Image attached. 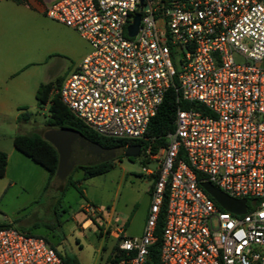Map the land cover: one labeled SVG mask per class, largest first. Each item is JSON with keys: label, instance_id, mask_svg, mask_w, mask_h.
<instances>
[{"label": "built area", "instance_id": "2783aa9c", "mask_svg": "<svg viewBox=\"0 0 264 264\" xmlns=\"http://www.w3.org/2000/svg\"><path fill=\"white\" fill-rule=\"evenodd\" d=\"M44 15L90 48L51 92L96 134L145 139L173 77L177 100L196 104L176 107L156 152L144 148L146 218L111 264H148L155 243L157 264H264V0H57ZM0 264L64 263L42 236L0 227Z\"/></svg>", "mask_w": 264, "mask_h": 264}, {"label": "rangeland", "instance_id": "374dc122", "mask_svg": "<svg viewBox=\"0 0 264 264\" xmlns=\"http://www.w3.org/2000/svg\"><path fill=\"white\" fill-rule=\"evenodd\" d=\"M53 23V20L42 16L28 30L29 46L33 44L44 48L45 42L52 48L58 34L64 33ZM69 31L71 33H67L66 38L73 44V53H55L50 49L51 53L45 60V50L41 55L38 49L31 57L33 63L24 65L14 80L3 82L6 88L4 97H13L18 108L0 112V150L8 152L13 148V135H40L44 131L48 103L38 106L35 82H43L53 74L54 69L64 66L60 77H52L51 81L53 89L59 88L75 69L72 66L77 63L82 46L87 48L85 54L90 50L87 42L74 30L69 28ZM26 62L19 57L11 64ZM172 63L178 70V54L172 56ZM6 65L8 63L0 62L2 68ZM15 80H25V86L18 87L19 93L9 94L11 90L16 92ZM22 112H29V119L18 121L17 116ZM143 150L133 159L125 156L112 159V166L106 172L80 178V170L73 168L64 178L55 176L48 184L45 169L16 152V156L9 157L7 170L0 177V226L42 236L62 255L74 256L80 264H110L109 257L118 240L104 232L99 217H106L111 212L115 226H122L125 236L141 234L149 206L147 189L152 182L150 177L144 175L142 167H154V162L147 160ZM83 207H87L89 212H84ZM92 212L98 214L92 218ZM87 215L94 224L89 228H79V223ZM125 215L127 222L121 225L119 217Z\"/></svg>", "mask_w": 264, "mask_h": 264}, {"label": "trees", "instance_id": "16d2710c", "mask_svg": "<svg viewBox=\"0 0 264 264\" xmlns=\"http://www.w3.org/2000/svg\"><path fill=\"white\" fill-rule=\"evenodd\" d=\"M176 78L173 77L172 84L164 93L161 103L153 117L148 122L145 139L136 141H129L123 139L107 138L96 134L81 120H79L59 99L57 93H52L54 88L52 82L41 83L35 91V99L38 106L47 104L48 114L44 120L45 129L42 133H21L12 137L13 147L23 156L30 159L35 164L44 168L48 173L46 184L55 178L58 170V153L56 148L51 143L52 131H69L76 132L90 141L96 142L103 147H114L121 145L139 144L140 150L144 149L148 144L151 145V151L156 152L158 147L165 144V134L173 127V119L175 109L177 106L187 108L189 106L196 107L194 103H187L177 100L178 92L175 90ZM29 112H22L17 116L18 121H25L29 119ZM120 155L118 157H121ZM133 159V158H130ZM7 163V155L0 150V177L5 173ZM112 166V160L101 162L95 165H76L73 168L82 169L83 176L91 177L96 174L106 172ZM70 184H73L70 182ZM2 227V226H0ZM161 221L157 225V232L160 230ZM44 238V237H43ZM47 242L48 240L44 238ZM52 246V245H51ZM61 258L64 264H80L76 257L62 255L58 250L52 246ZM112 256L109 257L110 264L121 254L117 247V243L112 248ZM150 262L148 264H157L158 260V243L150 247L149 251Z\"/></svg>", "mask_w": 264, "mask_h": 264}, {"label": "crops", "instance_id": "0c3cea01", "mask_svg": "<svg viewBox=\"0 0 264 264\" xmlns=\"http://www.w3.org/2000/svg\"><path fill=\"white\" fill-rule=\"evenodd\" d=\"M57 0H0V62L8 63V65L4 66L3 68L0 66V112L2 111H8L13 110L15 108H18V104L14 102L13 97H4L5 95V85L3 82L12 81L15 79V77L21 72V70L25 67L24 65H27L28 63H33L32 61V55L36 50L39 49L41 52L45 50V56L44 59H47V55L50 54L51 50L56 51L55 53H73V44H70V42L67 40L66 35L67 33H71L69 31V27L58 23L54 21L53 25L57 28H60L61 32H64L62 35L61 33L58 34L56 37V41L53 43L52 48L47 43L44 42L43 47H37L33 44L31 47L28 44V35L32 27L38 23L40 18L44 15V9L48 4H51ZM52 26V25H51ZM50 28H48V32L50 31ZM68 28V29H67ZM71 29V28H70ZM73 30V29H72ZM87 48L85 46H82V50L77 56V63H75L72 67L73 69L77 66L79 63L78 61L82 59L83 56H85V51ZM20 57V60L24 58V61H27L23 64H11L13 62H16V60ZM66 70H68V67H65ZM61 70H64V66H59L58 68L54 69L53 74L45 80L40 82H35V91L39 84L41 83H47L51 82L52 79L60 77L59 75L62 73ZM53 77V78H52ZM16 82V92H13L12 90L8 92L9 94L19 93L18 87L25 86V80H15ZM34 84V82H33ZM16 116V115H15ZM14 136V135H13ZM19 153L14 147L11 148L8 152H5L7 155V163L5 172L8 167V161L9 157L16 156L15 154ZM21 154V153H19ZM22 155V154H21ZM27 158V157H26ZM80 170L81 173L80 178H85L83 176L82 169ZM46 172V182L48 178V173ZM5 174V173H4ZM4 176V175H3ZM148 193V189H147ZM149 200V196H148ZM84 212L88 213L89 210H87V207H83ZM98 214L97 212L90 213L91 217ZM88 215L85 216L81 222L79 223V228L85 229L89 228L94 224L93 220ZM93 218V217H92ZM121 225H125L127 222V216H121ZM101 223L104 227V232L108 234L109 236L113 237L114 239H119L120 236L124 235L123 230H121V227L115 226V222L113 220L112 213L110 212L108 216L103 217L100 215L99 217ZM119 224V225H120ZM119 228V229H118ZM101 235V233H100ZM125 236V235H124Z\"/></svg>", "mask_w": 264, "mask_h": 264}, {"label": "water", "instance_id": "95a60500", "mask_svg": "<svg viewBox=\"0 0 264 264\" xmlns=\"http://www.w3.org/2000/svg\"><path fill=\"white\" fill-rule=\"evenodd\" d=\"M137 23L138 14L135 15L133 24L129 26V35L135 33ZM50 141L58 153L56 176L61 178H64L76 164L94 165L112 160L120 155L134 158L140 152L139 144L103 147L76 132L69 131H52ZM201 186L223 209L235 214L245 212V200L231 198L209 182H202ZM250 204L253 205L254 202L252 201Z\"/></svg>", "mask_w": 264, "mask_h": 264}, {"label": "flooded vegetation", "instance_id": "af4514ba", "mask_svg": "<svg viewBox=\"0 0 264 264\" xmlns=\"http://www.w3.org/2000/svg\"><path fill=\"white\" fill-rule=\"evenodd\" d=\"M76 165H77V164H76ZM76 165H75V166H76ZM78 165H80V164H78ZM94 165H95V164H94ZM83 166H86V165H83Z\"/></svg>", "mask_w": 264, "mask_h": 264}]
</instances>
